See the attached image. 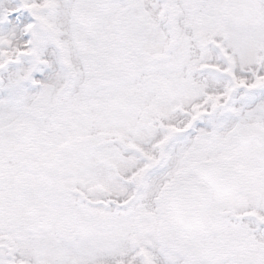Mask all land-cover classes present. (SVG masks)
Returning a JSON list of instances; mask_svg holds the SVG:
<instances>
[{
	"label": "snow or ice",
	"instance_id": "6c2138e0",
	"mask_svg": "<svg viewBox=\"0 0 264 264\" xmlns=\"http://www.w3.org/2000/svg\"><path fill=\"white\" fill-rule=\"evenodd\" d=\"M0 264H264V0H0Z\"/></svg>",
	"mask_w": 264,
	"mask_h": 264
}]
</instances>
